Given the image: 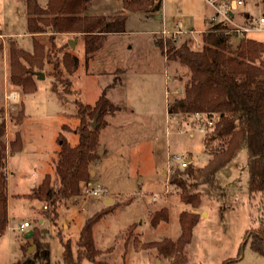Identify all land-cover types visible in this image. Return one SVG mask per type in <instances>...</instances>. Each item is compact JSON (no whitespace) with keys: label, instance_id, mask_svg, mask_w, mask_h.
<instances>
[{"label":"rangeland","instance_id":"rangeland-1","mask_svg":"<svg viewBox=\"0 0 264 264\" xmlns=\"http://www.w3.org/2000/svg\"><path fill=\"white\" fill-rule=\"evenodd\" d=\"M36 2L44 8L48 0ZM243 2L235 11L236 24L264 12L263 0ZM25 3L0 0V124L4 125L0 140L6 147L10 219L0 236V264H13L12 258L16 264H41L32 238L25 236L33 230L41 232V242L48 245L49 264H62V244L70 248L76 264H264V256L251 250L245 236L262 220L259 198L247 193L245 150L217 174L220 193L208 192L205 185L184 178L189 191L199 196L195 207L182 204L180 190L171 183L183 171L176 157L190 159L189 167L196 171L211 160L205 141L213 152L222 153L227 147L211 136L213 130L204 133L195 123L191 125L190 118L167 113L168 101L183 95L190 74L177 61H167L165 44L161 49L155 43L163 40V29L181 27L184 33L176 35V46L187 43L190 50H200L201 37L215 15L213 8L204 0H162L161 21L153 17L158 13L125 11L121 0H86L84 15H125L126 21L123 33L102 36L98 50L85 60L83 34L49 29L27 33ZM248 38L264 42V33ZM74 39L72 49L68 41ZM228 41L234 49L240 40L230 37ZM34 42L44 49L42 59L30 66L18 58L31 72L28 77L36 89L26 94L22 86L10 82L12 52L32 54ZM65 54L78 59L72 75L64 66ZM36 72L43 79H37ZM10 92L18 94L15 102L6 98ZM102 93L117 111H107L97 119V150L88 166L89 180L80 183L77 196L61 202L54 218L51 208L45 211L44 202L21 195L29 194L46 175L57 181L59 137L71 146L78 142L80 120L75 103L94 106ZM21 111L18 125L15 120ZM86 121L91 124L93 119ZM17 131L22 147L12 151L10 144ZM88 186L103 187L105 192L97 197L84 195ZM160 211H166L168 221L152 227L151 218ZM182 212L197 215L198 221L182 254L164 255L146 247L175 242L181 233L178 219ZM89 220H95L92 238L97 255L91 261H78L80 230ZM23 221L30 222V228L20 229Z\"/></svg>","mask_w":264,"mask_h":264},{"label":"trees","instance_id":"trees-1","mask_svg":"<svg viewBox=\"0 0 264 264\" xmlns=\"http://www.w3.org/2000/svg\"><path fill=\"white\" fill-rule=\"evenodd\" d=\"M27 15V33H44L49 29L52 33L73 32L83 34L85 60H89L100 47V38L108 34L124 32L125 15L112 17H90L84 15L86 0H48L46 7L41 8L36 0H25ZM264 1V0H263ZM162 0H121L122 8L129 12L161 11ZM52 16V17H51ZM224 26L211 25L202 35L203 43L200 50H190L187 43L176 46V41L168 39L165 42L167 61H177L187 67L190 77L183 89V95L167 103L169 115H179L190 118L194 113L206 114L215 119L214 138L222 140L227 148L221 152L208 150L209 141L204 147L211 156L209 163L194 171L190 164L178 172L171 180L172 185L180 190L179 200L182 204L195 207L199 196L189 191L186 179H192L208 188V192L220 193L217 174L234 160L243 150L248 154L247 193L250 198H259L258 212L262 219L255 229L245 232L251 250L264 256V42L249 38H241L238 45L232 49L229 37L224 33ZM162 49L163 42L155 43ZM33 53L13 51L11 59L10 82L22 86L26 94L36 89L28 77L30 71L24 69L19 59L22 57L30 66L42 59L43 47L33 44ZM64 66L69 75L76 72L78 59L75 56L64 55ZM56 68V66H54ZM71 83H68L70 86ZM69 93V89H66ZM77 116L80 120L78 142L71 146L65 139L59 137V150L55 162L54 173L56 182L46 175L42 182L29 194L21 197L44 202L45 211L51 208L52 216L57 217V209L61 202L79 194L80 183H87L90 177L89 164L94 160L97 150V130L91 129L86 118L101 119L108 111L114 114L117 109L104 97H99L94 106L75 103ZM23 111L15 122L21 124ZM4 134V125L0 124V138ZM212 140V139H210ZM12 151L20 150L22 139L19 131L15 133L10 144ZM6 147L0 140V236L8 226L7 217V176L4 172ZM209 194V193H206ZM98 217L95 218L98 219ZM95 220L87 221L81 228L78 239V257L91 261L97 255L92 238V225ZM167 222L166 211H160L151 218V226ZM181 233L175 242H159L146 247L156 248L159 254H182L190 243L192 230L196 227L197 215L182 212L179 215ZM34 242L41 264L48 263V245L42 243V233L33 230ZM62 264H76L73 261L70 248L62 244ZM40 255L42 258H40Z\"/></svg>","mask_w":264,"mask_h":264},{"label":"built area","instance_id":"built-area-1","mask_svg":"<svg viewBox=\"0 0 264 264\" xmlns=\"http://www.w3.org/2000/svg\"><path fill=\"white\" fill-rule=\"evenodd\" d=\"M211 8H213L215 15L210 17L209 25H221L224 26V33L230 38L235 37L237 39L248 38L252 34L264 33V12L256 16V18L248 19L246 22L241 24H236L235 11L244 4L243 0H204ZM176 26L180 27L177 21L174 22ZM181 27L179 30L161 32L163 38L162 42L168 39L176 40L177 34H182ZM9 101L15 102L18 99V94L15 92H10L6 97ZM191 125L195 123V127L204 133L210 132L215 126V119L213 117H207L206 114L196 112L191 117ZM176 160L181 161V169H185L189 165V161H183L181 158L176 157ZM6 173V170L4 169ZM105 192V189L100 186L86 187L83 190V194L90 197L100 196ZM44 209L46 207L44 206ZM30 223L24 221L20 225V229L29 228Z\"/></svg>","mask_w":264,"mask_h":264},{"label":"water","instance_id":"water-1","mask_svg":"<svg viewBox=\"0 0 264 264\" xmlns=\"http://www.w3.org/2000/svg\"><path fill=\"white\" fill-rule=\"evenodd\" d=\"M154 18H155L156 20H160V18H161V14L158 13L157 15L154 16ZM75 43H76V39H74V40H69V41H68V45H69L72 49H74V47H75ZM35 75H36L37 79H43V77H44L43 74H42L41 72H36ZM97 118H98V114L96 113L95 116H94V118H93V121H92L91 124H90L91 129H96V127H97ZM32 235H33V232L30 231V232H29L27 235H25V236H26V238H31ZM31 249H32V250L34 249V246H33V245L31 246Z\"/></svg>","mask_w":264,"mask_h":264},{"label":"crops","instance_id":"crops-1","mask_svg":"<svg viewBox=\"0 0 264 264\" xmlns=\"http://www.w3.org/2000/svg\"><path fill=\"white\" fill-rule=\"evenodd\" d=\"M161 14V13H160ZM154 17V16H153ZM161 21H163V18H162V14H161ZM209 25V24H208ZM191 30H193L192 29V27L189 29V31H191ZM171 31H173V30H171ZM23 142V141H22ZM189 162H190V159L188 160ZM5 170H6V173H7V168L5 167ZM22 196V195H21ZM7 217H8V226H9V221H10V219H9V199H8V196H7ZM24 222V221H23ZM22 222V223H23ZM42 221H40V223H41ZM30 223V222H29ZM21 225V224H20ZM7 226V227H8ZM31 226V225H30ZM20 227V226H19ZM30 228V227H29ZM30 231H28L27 233H26V235L29 233ZM33 232V231H32ZM30 239V238H29ZM11 263H15L16 264V258H12L11 260Z\"/></svg>","mask_w":264,"mask_h":264}]
</instances>
